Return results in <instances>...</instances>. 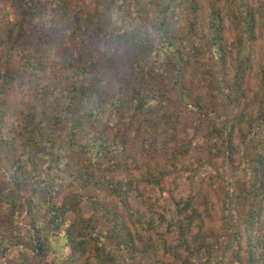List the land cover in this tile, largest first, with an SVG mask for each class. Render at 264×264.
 <instances>
[{
    "label": "trees",
    "instance_id": "16d2710c",
    "mask_svg": "<svg viewBox=\"0 0 264 264\" xmlns=\"http://www.w3.org/2000/svg\"><path fill=\"white\" fill-rule=\"evenodd\" d=\"M188 97L199 124L167 110ZM184 132L223 196L169 191ZM19 247L20 264H264V0H0V262Z\"/></svg>",
    "mask_w": 264,
    "mask_h": 264
},
{
    "label": "rangeland",
    "instance_id": "374dc122",
    "mask_svg": "<svg viewBox=\"0 0 264 264\" xmlns=\"http://www.w3.org/2000/svg\"><path fill=\"white\" fill-rule=\"evenodd\" d=\"M202 67H207L209 65V62L206 60H203L201 63ZM209 67V66H208ZM206 68V70L208 69ZM217 71L215 70L214 73ZM205 78H208L205 76ZM211 80V77L209 78ZM213 80V79H212ZM199 90L196 93H199V96L201 98H204L203 100L206 101L208 99V96L210 95L209 91L205 88V86H208L209 84L203 79L201 84L196 83ZM195 97V95H193ZM182 106H167V110L172 113V110H175L176 115L180 116L183 122L189 124L196 121V116L198 114V110L195 107L192 98L188 97L184 99ZM198 124L200 121H196ZM181 137L178 140V144L176 147L173 148V154L177 156L178 158V164H183L184 166H187L188 171H185V168L181 169L182 166L178 169V172H174L169 177V191L173 192V195L176 199H181L189 196L191 193L195 194L198 192L200 188H204L211 192L214 191L218 195L223 196V189L225 188L224 183L227 182H220L219 186H211L214 183L210 184V182H207L209 179L208 177L213 174L211 169L202 170L201 167H198V164L196 163L199 159L204 158L205 153L203 150L205 141L202 138L201 134H197L194 136L188 135L187 132H184L180 135ZM143 140L146 142L148 140L152 141L150 138V135L148 133H145L143 136ZM252 150H250L248 153H250ZM243 170V166H240V172L239 176L242 175L241 171ZM135 172V171H133ZM137 175V172H135ZM196 175V177H194ZM243 177V176H241ZM206 181L205 183H203ZM215 185V184H214ZM151 188L149 186H142L140 189V192L145 193L149 192L148 199L153 203L156 204L158 209H161L160 211L163 212L164 210H167L171 206V201L169 199L163 197L161 192L158 189L150 190ZM25 198H28L27 196L23 198V206L19 210V213L16 215V223L18 224L19 228L23 229L24 234H29V226L31 224V220L28 216V204L25 201ZM85 211L88 212L90 209L85 207ZM91 212V211H90ZM27 229V231L25 230ZM48 234V233H47ZM24 252V247L19 248H13L7 256L0 262V264H20L22 261V254ZM27 253H30V251L26 250ZM161 252L159 253V255ZM31 255V254H29ZM158 255V256H159ZM54 254L53 252H49L48 257L41 263V264H55ZM139 260L135 259L134 264H137ZM217 264V263H216ZM218 264H227L226 261L220 260Z\"/></svg>",
    "mask_w": 264,
    "mask_h": 264
}]
</instances>
